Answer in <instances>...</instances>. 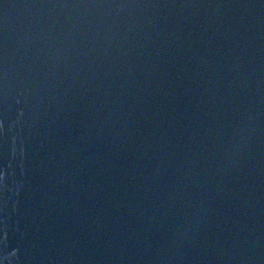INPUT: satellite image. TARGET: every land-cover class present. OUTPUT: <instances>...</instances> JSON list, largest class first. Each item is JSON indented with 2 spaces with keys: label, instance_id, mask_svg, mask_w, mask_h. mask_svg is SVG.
<instances>
[{
  "label": "water",
  "instance_id": "95a60500",
  "mask_svg": "<svg viewBox=\"0 0 264 264\" xmlns=\"http://www.w3.org/2000/svg\"><path fill=\"white\" fill-rule=\"evenodd\" d=\"M0 264H264V0H0Z\"/></svg>",
  "mask_w": 264,
  "mask_h": 264
}]
</instances>
